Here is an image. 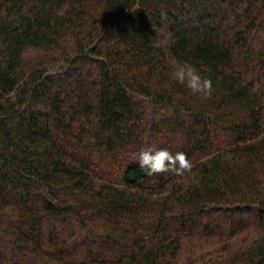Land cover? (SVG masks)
Wrapping results in <instances>:
<instances>
[{
	"label": "trees",
	"instance_id": "obj_1",
	"mask_svg": "<svg viewBox=\"0 0 264 264\" xmlns=\"http://www.w3.org/2000/svg\"><path fill=\"white\" fill-rule=\"evenodd\" d=\"M0 264H264V0H0Z\"/></svg>",
	"mask_w": 264,
	"mask_h": 264
},
{
	"label": "clouds",
	"instance_id": "obj_2",
	"mask_svg": "<svg viewBox=\"0 0 264 264\" xmlns=\"http://www.w3.org/2000/svg\"><path fill=\"white\" fill-rule=\"evenodd\" d=\"M170 78L180 85L186 86L193 95L208 99L212 95V82L202 77L197 68L187 61H174ZM138 164L148 176L161 173L183 175L191 172L192 163L184 152L173 154L167 149L146 148L138 154Z\"/></svg>",
	"mask_w": 264,
	"mask_h": 264
}]
</instances>
